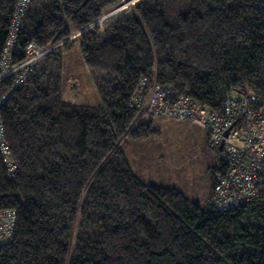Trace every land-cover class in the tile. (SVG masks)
I'll return each mask as SVG.
<instances>
[{
	"label": "trees",
	"instance_id": "trees-1",
	"mask_svg": "<svg viewBox=\"0 0 264 264\" xmlns=\"http://www.w3.org/2000/svg\"><path fill=\"white\" fill-rule=\"evenodd\" d=\"M16 2L0 0V63ZM119 2L30 0L18 26L12 64L30 42L52 49L0 81V211L16 213L0 264H264L262 201L216 209L212 184L197 203L144 181L122 148L154 133L156 116L131 106L143 78L213 109L233 90L264 102V0H138L101 31ZM76 31L96 103L63 98Z\"/></svg>",
	"mask_w": 264,
	"mask_h": 264
},
{
	"label": "built area",
	"instance_id": "built-area-1",
	"mask_svg": "<svg viewBox=\"0 0 264 264\" xmlns=\"http://www.w3.org/2000/svg\"><path fill=\"white\" fill-rule=\"evenodd\" d=\"M123 1L120 0L119 3ZM29 2L30 0L16 2L11 32L1 57L0 81L14 74L24 77L52 49H43L30 42L25 59L18 64H12L11 52L17 29ZM132 3L134 0L127 4L123 13L131 9ZM121 8L123 6L112 13H103L101 19H106ZM148 80H139L132 94L131 106L152 116L186 120L198 125L208 134L210 148L217 149L219 153V165L213 171V189L208 198L209 204L216 209L228 211L244 202L260 200L264 203V102L255 94L233 90L220 109H213L189 95L180 94L172 87L161 85L155 78L151 82ZM234 92L239 96L235 97ZM4 100L5 97L0 96V106ZM221 145L222 149H219ZM0 151L3 159L8 160L9 147L4 138L1 120ZM6 163L9 164V161ZM15 222L14 211H0V244L10 240Z\"/></svg>",
	"mask_w": 264,
	"mask_h": 264
},
{
	"label": "rangeland",
	"instance_id": "rangeland-1",
	"mask_svg": "<svg viewBox=\"0 0 264 264\" xmlns=\"http://www.w3.org/2000/svg\"><path fill=\"white\" fill-rule=\"evenodd\" d=\"M137 1L134 0V3ZM129 2L131 0H124L107 9L104 14L123 6L104 20L101 19L102 14L101 20L98 19L94 25L102 31L115 17L126 11ZM79 33L72 32L66 40L75 41ZM78 45L79 40H76L75 47L65 56L66 84L63 98L73 103H96L99 96L86 71ZM233 95L239 96L236 92ZM144 118L153 119L154 133L144 140L128 137L122 144L132 171L148 183L176 187L188 198L205 204L213 184L210 171L219 161L217 151L208 147L206 132L186 120L151 116Z\"/></svg>",
	"mask_w": 264,
	"mask_h": 264
},
{
	"label": "water",
	"instance_id": "water-1",
	"mask_svg": "<svg viewBox=\"0 0 264 264\" xmlns=\"http://www.w3.org/2000/svg\"><path fill=\"white\" fill-rule=\"evenodd\" d=\"M219 149H222V145L220 146V148Z\"/></svg>",
	"mask_w": 264,
	"mask_h": 264
},
{
	"label": "crops",
	"instance_id": "crops-1",
	"mask_svg": "<svg viewBox=\"0 0 264 264\" xmlns=\"http://www.w3.org/2000/svg\"><path fill=\"white\" fill-rule=\"evenodd\" d=\"M86 68V67H85ZM87 69V68H86ZM88 72V70H86Z\"/></svg>",
	"mask_w": 264,
	"mask_h": 264
}]
</instances>
